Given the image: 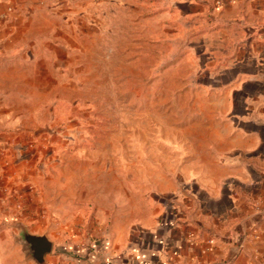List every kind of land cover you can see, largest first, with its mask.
<instances>
[{
	"label": "rangeland",
	"instance_id": "obj_1",
	"mask_svg": "<svg viewBox=\"0 0 264 264\" xmlns=\"http://www.w3.org/2000/svg\"><path fill=\"white\" fill-rule=\"evenodd\" d=\"M189 11L188 0H0V264H36L22 232L52 243L46 264H75L71 251L98 239L104 252L113 224L135 229L153 211L214 111L216 74Z\"/></svg>",
	"mask_w": 264,
	"mask_h": 264
},
{
	"label": "crops",
	"instance_id": "obj_2",
	"mask_svg": "<svg viewBox=\"0 0 264 264\" xmlns=\"http://www.w3.org/2000/svg\"><path fill=\"white\" fill-rule=\"evenodd\" d=\"M188 2L216 74L214 111L153 211L135 229L113 224L104 252L98 239L79 250L101 259L75 264H264V0Z\"/></svg>",
	"mask_w": 264,
	"mask_h": 264
},
{
	"label": "water",
	"instance_id": "obj_3",
	"mask_svg": "<svg viewBox=\"0 0 264 264\" xmlns=\"http://www.w3.org/2000/svg\"><path fill=\"white\" fill-rule=\"evenodd\" d=\"M21 239L26 246L30 257L36 264H46L45 256L51 253L52 243L45 235L21 233Z\"/></svg>",
	"mask_w": 264,
	"mask_h": 264
},
{
	"label": "trees",
	"instance_id": "obj_4",
	"mask_svg": "<svg viewBox=\"0 0 264 264\" xmlns=\"http://www.w3.org/2000/svg\"><path fill=\"white\" fill-rule=\"evenodd\" d=\"M90 242V244H89V246L91 245V244H93L94 243V241H89ZM91 250V249H90ZM72 252V254L75 256V258L77 259V260H79V259H83V256L82 255H80V254H78V253H76V252H73V251H71Z\"/></svg>",
	"mask_w": 264,
	"mask_h": 264
}]
</instances>
